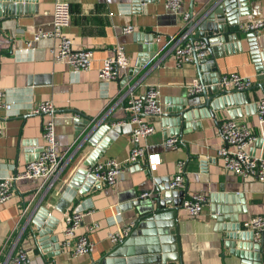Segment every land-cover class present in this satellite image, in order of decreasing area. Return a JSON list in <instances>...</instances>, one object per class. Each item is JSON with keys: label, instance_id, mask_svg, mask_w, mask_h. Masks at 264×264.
Here are the masks:
<instances>
[{"label": "crops", "instance_id": "crops-1", "mask_svg": "<svg viewBox=\"0 0 264 264\" xmlns=\"http://www.w3.org/2000/svg\"><path fill=\"white\" fill-rule=\"evenodd\" d=\"M212 1L193 0L194 18ZM67 2L70 18L65 34L74 48L93 50L90 68L77 74L66 64L52 60L50 38L32 41L38 29H51L54 0H0V89L11 103L8 114L0 110L4 128L0 136V178L21 172L40 149L46 117L30 111L42 101L54 104L57 148L64 161L59 178L48 190L40 180L13 182L11 198L0 204V264L15 244L28 250L35 263L43 264H118L114 260L120 256L109 257L113 248H119L120 254L135 255L134 264H158L162 260H166L163 264H240L241 259L230 251L239 241H226L232 247L225 243V231L233 222L224 218L223 213L227 209L235 215L242 230L246 219L264 215V180L224 169L217 154L222 143L218 128L227 118L244 124L256 137L251 153L264 156V125L259 124L257 116V102L264 97V87L257 86L260 81L250 46V42L255 43L264 57V31L249 37L240 27L248 17H264V0H244L250 14L237 16L238 30L217 37L209 45L222 74L235 72L252 78V85L245 92L247 101L214 110L215 119L208 116L204 107L188 110L184 113L185 120L180 116L179 125L176 117H164L161 113L198 103L197 96L188 91L198 78L196 66L193 61L176 65L172 50L184 23L182 14L191 12L190 1L183 0L177 12L167 10L163 0ZM236 6L244 8L240 3ZM127 25L133 26V31H124ZM117 44L124 46L129 65L115 80L102 81L98 69ZM210 54L207 52L205 57ZM147 85L158 88L161 106V113L149 118L155 131L145 140L147 152L159 156L156 169H149L144 156L137 164L124 165V172L115 184L102 183L98 187L96 180L88 183L87 176L73 183L72 175L83 167L84 161L124 162L133 127L128 122L127 100L130 91L143 93ZM240 95L243 100L244 93ZM231 113L236 117H231ZM82 115L100 122L93 138ZM120 120L126 123L117 124ZM181 129L182 134H177ZM172 136L178 139L175 148L165 144ZM99 149L101 155L95 154ZM180 161H183L184 195L175 190L168 198L171 203L151 215L159 216L153 220L155 224L147 221V205L151 203L156 212V197H164L163 191L156 189L166 185L178 171ZM84 185L88 187L80 193ZM143 191L151 195L142 199ZM193 193L202 194L205 200L198 216L190 217L182 202ZM38 202L47 210L44 224L49 218L56 223L53 233L59 242L66 215L73 209L87 213L77 233L86 234L93 243L91 253L79 257H69L64 252L43 256L26 226L27 208ZM132 222L129 236L123 242L113 244L109 240V232ZM93 224L96 226L91 228ZM261 257L264 262V245Z\"/></svg>", "mask_w": 264, "mask_h": 264}, {"label": "built area", "instance_id": "built-area-1", "mask_svg": "<svg viewBox=\"0 0 264 264\" xmlns=\"http://www.w3.org/2000/svg\"><path fill=\"white\" fill-rule=\"evenodd\" d=\"M183 0H163L167 10L177 12L180 10ZM69 4L67 0H54L52 13V26L50 30L38 29L33 33L32 41L43 38H50L53 41L50 47V54L54 62L66 64L72 73H79L90 68L93 60V50L90 48H74L70 38L65 34L64 28L69 24ZM183 26L180 35L174 39L173 58L176 65H182L193 61L194 55L198 58L206 56L207 44L203 40L189 41V29L187 23L190 19L189 12H183ZM245 31L257 33L264 31V17H248L240 24ZM133 26L127 25L123 30L133 31ZM159 37L157 36L156 39ZM32 46L31 42H29ZM129 65V57L123 45L117 44L109 56L102 60L98 69V78L102 81H111L119 77L120 72ZM220 84L232 91H244L252 85L250 76H243L235 72L224 73L221 76ZM198 80H194L189 86V94L201 91ZM11 109V103L5 98L4 92L0 89V110L7 114ZM126 109L129 112L128 122L132 124L130 134V150L124 162L114 159H105L93 162L86 169L96 182L107 185L115 184L122 173L124 165L129 167L137 164L139 159L146 156L150 170L156 169L159 163L157 153H148L145 140L155 131L154 124L149 119L161 113L159 102V90L156 86L147 85L143 93H133L127 100ZM32 113L41 114L46 117L43 124L41 139L42 144L34 159L28 161L24 169L14 176L0 178V204L9 200L12 196V184L17 179L31 181H41V184L48 190L59 178L64 167V161L58 151V143L55 135V107L52 101L46 100L35 104L31 109ZM257 116L260 125H264V97L257 102ZM126 120H120L117 124H124ZM4 128L0 123V136ZM218 136L221 145L217 149V154L222 160L226 171L242 177L254 176L259 180H264V156L252 154L251 144L256 137L251 134L249 129L234 118L225 119L218 128ZM178 139L175 136L166 139L167 147L175 148ZM178 171L174 173L168 185L171 189H179L184 185V175L181 172L183 161L177 164ZM151 195L149 191L140 193V198L146 199ZM205 197L202 194L193 193L186 197L182 202V208L190 217L198 216L202 209ZM84 214L78 209L71 210L65 217L63 238L60 243V252L66 253L69 257H79L91 253L93 243L86 234H78L77 229L82 223ZM132 223L108 233L109 240L113 243H120L126 239L130 233ZM243 228L251 230L254 238L259 239L264 233V215H254L246 219ZM93 224L91 228L95 227ZM2 264H43L35 263L28 250L23 247L12 246Z\"/></svg>", "mask_w": 264, "mask_h": 264}, {"label": "water", "instance_id": "water-1", "mask_svg": "<svg viewBox=\"0 0 264 264\" xmlns=\"http://www.w3.org/2000/svg\"><path fill=\"white\" fill-rule=\"evenodd\" d=\"M189 1L191 12L190 19L187 23V27L189 29L188 40H203L207 44L206 51L209 54L211 52L209 45L211 42L216 41L217 37L223 35H231L232 30L235 32L236 30H238V26L236 24L237 16L250 14L248 8L245 7L246 5L244 3V0H213L212 3L208 5V7H206L197 17L194 18L195 13L193 11V0ZM209 1L211 0H208V2ZM236 3H240V6L244 8L242 10L238 9ZM242 31L249 37L255 36V33L253 32L245 31L244 29H242ZM250 46L252 47L251 58L255 63L257 78L260 81L257 86L264 87V63H262V58L264 57L257 49L255 43L252 42L251 44L250 42ZM193 62L197 70V80L202 87L200 92L192 94V96H197V106L189 105L187 106V108L178 109L177 111L173 112L167 110V112H162L161 116L176 117V123L179 125L180 116L181 120H185V116L187 117V115H184L185 112L195 108L204 107L207 109L208 116L215 119L214 110L226 109L230 106L233 107V105L240 104L242 101L244 102V100L247 101V99L245 98L246 90L232 91L224 88L220 84L222 72L220 71L219 64L214 60V57L211 54L209 57L204 58H198L196 55H194ZM241 93H244L243 100H241ZM230 115L231 117H236V114L231 113ZM82 119L85 121L84 123L89 126L88 134L91 138L93 134L98 131L97 129L99 125L97 124H99L100 122L97 123L96 119H91L88 116L84 115H82ZM185 127H188V124H185ZM182 132L183 129H181L180 131L178 130L177 134L181 135ZM92 141L93 139H91L90 142ZM101 153V149L95 151V154L101 155ZM91 164L93 163L84 161L83 167L77 168L74 171L71 181L76 184L79 182V179L83 178V176H87L88 183L92 181L95 182L92 175L86 169ZM97 186L100 187V183H97ZM87 187L88 185H84L83 188L79 190V192L84 193ZM75 188L77 189L76 186ZM156 190H158L159 192L163 191L164 197L163 199H161L160 196L156 197V200L158 202V208L156 212L152 210L151 203H149L145 209V211H149V216L145 217V219L147 221H151L152 223H154L153 220L159 218V216L151 215L159 212L161 208L166 207V204L168 205L171 203V200H168V198L172 194L174 195L175 190H177V193L179 195H184L185 193V187L179 189H171L168 185V182L165 186L157 188ZM86 191H88V189ZM217 198H219V196H217ZM173 205H175V208H178V205L175 202L173 203ZM26 208L27 206L25 205V209ZM27 209L28 211L26 213V226L30 229L32 236L35 239V242L37 243L39 250L41 251L43 256H56L60 254V243L56 234L53 233V229L55 227L54 225L56 223H53L50 218L48 219V222L45 223L46 225L43 222L47 217L46 208L40 205V203L38 202L32 204L31 207ZM226 210L223 213V217L232 221L233 224L229 227L230 229H226L225 231V243L226 245L232 247V244H228V242L226 241H239V245L236 248H234V245L233 248L230 247L231 253L237 255L241 259L240 264H264L261 257L264 245V233H261L259 239H255L253 232L246 229L242 230L240 228L241 224L238 221V218L235 215L228 213L229 211ZM238 231H240V233H238ZM52 243L54 246H51ZM118 249L119 248H113L109 255V257H121L116 258V260H114L115 263L117 262L118 264H134L133 262L136 260L135 255L120 254L118 252ZM165 262L166 260H162L158 262V264H163Z\"/></svg>", "mask_w": 264, "mask_h": 264}, {"label": "trees", "instance_id": "trees-1", "mask_svg": "<svg viewBox=\"0 0 264 264\" xmlns=\"http://www.w3.org/2000/svg\"><path fill=\"white\" fill-rule=\"evenodd\" d=\"M47 264V263H46Z\"/></svg>", "mask_w": 264, "mask_h": 264}]
</instances>
